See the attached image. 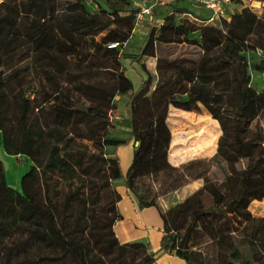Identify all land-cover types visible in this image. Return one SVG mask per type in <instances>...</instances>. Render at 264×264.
<instances>
[{"label": "trees", "instance_id": "16d2710c", "mask_svg": "<svg viewBox=\"0 0 264 264\" xmlns=\"http://www.w3.org/2000/svg\"><path fill=\"white\" fill-rule=\"evenodd\" d=\"M137 11L131 0H0V146L30 163L17 190L0 162V264L21 257L33 264H156L143 242L120 243L114 234L116 179L139 208H157L161 251L185 264H264V217L248 210L252 200L264 199V84L250 85L241 51H257L252 68L264 71V14L245 6L212 25L181 16L186 10L174 6L150 26L137 52L123 51ZM41 51L56 57L53 65L35 63ZM124 57L144 72L134 90ZM148 57L154 74L145 67ZM76 66L109 82L64 81L62 72ZM232 66L241 86L239 103L230 106ZM116 95L126 98L128 138L108 132ZM170 106L202 110L220 134L212 156L170 167V189L187 180L203 183L162 211L136 191V148L124 174L114 149L162 123ZM260 113L262 126L253 123ZM211 162L219 165L220 180L208 178ZM223 233H236L243 247H212L206 256L192 249L194 236L215 246Z\"/></svg>", "mask_w": 264, "mask_h": 264}, {"label": "rangeland", "instance_id": "374dc122", "mask_svg": "<svg viewBox=\"0 0 264 264\" xmlns=\"http://www.w3.org/2000/svg\"><path fill=\"white\" fill-rule=\"evenodd\" d=\"M182 2L183 0H178L177 4H181ZM257 6V3L253 5L255 9H257ZM87 7L91 11L97 10L94 8L92 2H89ZM211 24L218 25V21H214ZM103 35L106 36L105 33ZM112 42V40L109 41V43ZM233 43L240 47L241 43L239 41H233ZM241 51L243 52L246 61L249 62V68H247L250 78L249 83L256 90H260L264 84V71L258 72L252 68V65L258 60V52L252 50ZM54 59H56V57H49L43 51L37 53L36 56H34V61L36 64L50 63V65H53ZM146 65L151 67V63L149 62H146ZM135 70L136 72L140 70L139 65ZM233 71L234 66H232L229 71L231 76V86L230 94L226 100L227 105L230 106L235 105L236 101L239 103L240 100L239 93L236 92V90H238L241 84L239 79L235 77ZM133 72L134 70L132 68L129 69L126 67V73L131 80L132 89L134 90L136 87V82L135 74ZM62 78L67 82H71L76 78L97 84H106L109 82L108 80H103L100 76V73H98V71L95 69H86V67L80 66L74 67L73 70L63 71ZM125 100V96H115V107L109 111L108 118L110 122V126L108 128L109 134L121 138L125 136V133L127 132L125 129ZM173 111V109H170V113L168 114V119H166V121L164 120L162 123L150 125L147 132L143 134L138 140H136V144H134V141L131 139V142L128 145L132 146L133 150L136 148L135 176L137 180L134 185L136 191L146 198L153 197L155 203L162 211L182 201L188 194L199 188L203 183L202 179L187 180L179 187L170 189L168 185L169 176L174 173L170 170V167L178 168L180 165L190 160L192 156L198 155L202 149L199 147L196 141L199 142L204 137H206L216 145L217 138L220 134L218 127L212 123L213 121L210 119L211 117L202 110L193 112L191 115H183L180 113L176 114L173 113ZM262 119L263 116L260 113L253 123L256 122L262 126ZM125 146V144L118 145L114 149L115 154L118 157V161L120 159V164L123 167L120 168L122 174H124L126 171L125 169H127L126 167L129 165V161L126 165V155L122 154V148H125ZM116 149L119 151V156L116 152ZM168 153H171L174 156L172 159L174 161H170L167 155ZM0 162L3 167L6 183L9 186L19 190L20 176L30 164L29 161L24 156H13L6 154L0 146ZM208 178L212 181L221 179L219 165L214 162L209 164ZM112 182H114L113 184L118 185L122 181L121 179H116ZM203 201L204 205L210 206L211 200L208 196L205 195ZM154 208L157 210L156 207ZM248 210L255 217H264V199L252 200L249 203ZM157 214L160 218L158 210ZM240 240L241 238L238 237L236 233H223L217 237V243L215 246H212V243L209 242L202 243L201 239H195V236L191 241L194 244L192 249L201 250L202 255L206 256V254H211L212 247L220 250H226L232 246L243 247V244H241ZM30 260L32 259H28V257H21L13 261L11 264H33V260Z\"/></svg>", "mask_w": 264, "mask_h": 264}, {"label": "crops", "instance_id": "0c3cea01", "mask_svg": "<svg viewBox=\"0 0 264 264\" xmlns=\"http://www.w3.org/2000/svg\"><path fill=\"white\" fill-rule=\"evenodd\" d=\"M177 1L178 0H131V5L135 8L139 9L142 6H150V9L148 13L142 14L139 23L133 27L129 37L125 41H123L122 50L127 52H137L150 26H158L161 23L163 17L169 14L174 6L181 7L186 10V12L181 14V16L186 15L189 18L198 17L201 19H205L210 15L209 10L199 6L193 0H183L181 4H177ZM255 3H257L258 5L257 9L253 7ZM245 6L251 8L256 13L264 14V2L258 0H242V2H233L225 6L227 18L230 14L239 12L240 9ZM203 23L211 24L206 21H204ZM120 62L126 77H128V74L126 73V67L129 69L132 68L134 70L133 73L135 74L136 82L135 86L137 87L141 81V78L144 76V72L141 70V68L138 72H136L135 70L137 69L139 64L137 62H130V59L126 57L121 58ZM144 62L146 69L150 73L154 74V59L148 57L145 58ZM146 62L151 63V67H148L146 65ZM170 109H173V113L176 114L180 113L183 115H191V113H193L192 111L170 106L168 108L165 121L166 119H168ZM210 119L213 121L212 123H214L219 129L217 121L212 118ZM125 129L127 130V132L122 138H128L129 136L128 127L125 126ZM130 142L131 139H129L128 143L125 144V148H122V154L126 155L127 157L126 165L128 164V161L130 163L132 158L133 148L132 146H128ZM196 143L199 145V147H201L202 150L198 155L192 156L191 159L207 158L214 154L216 145L211 140L204 137L199 142L196 141ZM116 152L119 156L118 149H116ZM169 154L172 156L171 158V156L168 155L169 159H173L174 156L171 153ZM119 165L120 168H123L120 164V159ZM113 185L120 195L119 199L116 202V208L120 214V218L115 220L112 226L117 240L120 243L132 241L143 242L146 246L147 251L153 254L156 264H185V262L177 256L161 251L159 247V238L161 236V219L157 214V210L153 206L139 208L134 196L129 190L125 188L122 182H120L118 185Z\"/></svg>", "mask_w": 264, "mask_h": 264}, {"label": "built area", "instance_id": "2783aa9c", "mask_svg": "<svg viewBox=\"0 0 264 264\" xmlns=\"http://www.w3.org/2000/svg\"><path fill=\"white\" fill-rule=\"evenodd\" d=\"M193 1L197 3L199 6L210 11V15L207 18H205L206 22H214V21H218L220 18H227L225 12V6L233 2H242V0H193ZM149 9L150 6H142L138 9V11L135 13L134 16V26H136L139 23L142 14L149 12ZM109 45L113 46L114 43H111Z\"/></svg>", "mask_w": 264, "mask_h": 264}, {"label": "water", "instance_id": "95a60500", "mask_svg": "<svg viewBox=\"0 0 264 264\" xmlns=\"http://www.w3.org/2000/svg\"><path fill=\"white\" fill-rule=\"evenodd\" d=\"M134 144H136V141H134Z\"/></svg>", "mask_w": 264, "mask_h": 264}]
</instances>
